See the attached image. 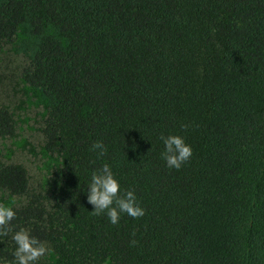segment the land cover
Returning <instances> with one entry per match:
<instances>
[{"label": "trees", "instance_id": "trees-1", "mask_svg": "<svg viewBox=\"0 0 264 264\" xmlns=\"http://www.w3.org/2000/svg\"><path fill=\"white\" fill-rule=\"evenodd\" d=\"M25 25L22 77L62 162L32 193L24 164L0 163V190L29 196L10 224L47 243V264H264V0H0V53ZM16 133L0 106V136ZM169 134L191 150L178 172ZM105 163L142 217L92 212ZM13 247L9 233L0 257Z\"/></svg>", "mask_w": 264, "mask_h": 264}, {"label": "rangeland", "instance_id": "rangeland-1", "mask_svg": "<svg viewBox=\"0 0 264 264\" xmlns=\"http://www.w3.org/2000/svg\"><path fill=\"white\" fill-rule=\"evenodd\" d=\"M38 39L30 33L28 25L22 27L14 42L6 45L0 53V106L13 113L17 133L13 137L0 136V163L18 162L24 164L30 175V193L42 189L53 171L61 164L60 154L46 148L44 122L47 104L42 93L28 85L22 71L27 64ZM14 198V199H12ZM18 199L0 190V202L14 204ZM53 257L42 258L47 264Z\"/></svg>", "mask_w": 264, "mask_h": 264}, {"label": "clouds", "instance_id": "clouds-1", "mask_svg": "<svg viewBox=\"0 0 264 264\" xmlns=\"http://www.w3.org/2000/svg\"><path fill=\"white\" fill-rule=\"evenodd\" d=\"M164 149L161 158L172 171H180L191 158V150L181 136L169 134L161 136ZM97 156H102L106 147L102 141L91 145ZM14 199V198H12ZM86 199L93 206V213L106 215L111 224H118L122 214L139 218L145 209L138 202L134 190L122 191L119 180L107 163L92 171L87 181ZM16 217L15 208L10 203L0 202V241L11 233L14 247L11 259L0 257V264H41L42 258L50 254L47 243L31 234L25 227L14 228L10 222Z\"/></svg>", "mask_w": 264, "mask_h": 264}]
</instances>
